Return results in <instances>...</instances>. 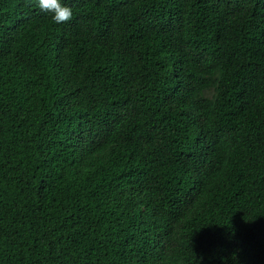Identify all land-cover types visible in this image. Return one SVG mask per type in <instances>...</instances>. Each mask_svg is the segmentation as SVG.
<instances>
[{
	"label": "trees",
	"instance_id": "16d2710c",
	"mask_svg": "<svg viewBox=\"0 0 264 264\" xmlns=\"http://www.w3.org/2000/svg\"><path fill=\"white\" fill-rule=\"evenodd\" d=\"M0 0V264H264V0Z\"/></svg>",
	"mask_w": 264,
	"mask_h": 264
},
{
	"label": "clouds",
	"instance_id": "9594fccd",
	"mask_svg": "<svg viewBox=\"0 0 264 264\" xmlns=\"http://www.w3.org/2000/svg\"><path fill=\"white\" fill-rule=\"evenodd\" d=\"M36 3L41 11L52 13V20L57 24L67 23L73 17L72 8L61 0H36Z\"/></svg>",
	"mask_w": 264,
	"mask_h": 264
}]
</instances>
